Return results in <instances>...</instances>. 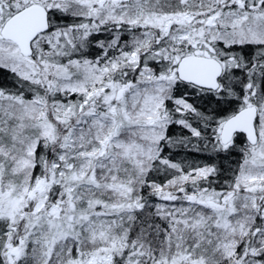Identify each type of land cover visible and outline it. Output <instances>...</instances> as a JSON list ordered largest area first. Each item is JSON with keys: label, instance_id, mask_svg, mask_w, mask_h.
<instances>
[{"label": "snow or ice", "instance_id": "snow-or-ice-1", "mask_svg": "<svg viewBox=\"0 0 264 264\" xmlns=\"http://www.w3.org/2000/svg\"><path fill=\"white\" fill-rule=\"evenodd\" d=\"M0 264H264V0H0Z\"/></svg>", "mask_w": 264, "mask_h": 264}, {"label": "trees", "instance_id": "trees-1", "mask_svg": "<svg viewBox=\"0 0 264 264\" xmlns=\"http://www.w3.org/2000/svg\"><path fill=\"white\" fill-rule=\"evenodd\" d=\"M173 131L174 132L179 131V129H174ZM179 156H188L189 159H196V160H204L206 158L205 154H192L184 151L179 152L177 154V158H179Z\"/></svg>", "mask_w": 264, "mask_h": 264}]
</instances>
